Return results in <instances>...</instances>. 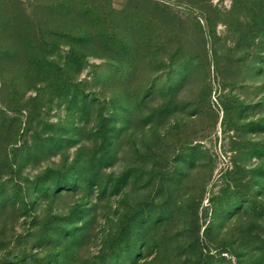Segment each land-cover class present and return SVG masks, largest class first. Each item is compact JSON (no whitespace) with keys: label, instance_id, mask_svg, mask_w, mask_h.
Segmentation results:
<instances>
[{"label":"rangeland","instance_id":"obj_1","mask_svg":"<svg viewBox=\"0 0 264 264\" xmlns=\"http://www.w3.org/2000/svg\"><path fill=\"white\" fill-rule=\"evenodd\" d=\"M0 264H264V0H0Z\"/></svg>","mask_w":264,"mask_h":264},{"label":"trees","instance_id":"obj_2","mask_svg":"<svg viewBox=\"0 0 264 264\" xmlns=\"http://www.w3.org/2000/svg\"><path fill=\"white\" fill-rule=\"evenodd\" d=\"M64 8H65V10L68 12V11H70L71 10V8H74V6L75 5H70L69 3H64ZM73 6V7H72ZM66 89V88H65ZM68 90V89H67ZM64 94L66 95V94H69V91H64Z\"/></svg>","mask_w":264,"mask_h":264}]
</instances>
